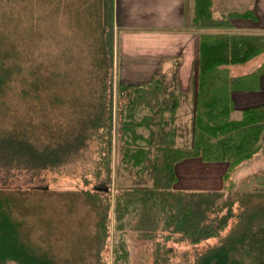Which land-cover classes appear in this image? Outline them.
Here are the masks:
<instances>
[{
    "label": "trees",
    "instance_id": "1",
    "mask_svg": "<svg viewBox=\"0 0 264 264\" xmlns=\"http://www.w3.org/2000/svg\"><path fill=\"white\" fill-rule=\"evenodd\" d=\"M112 2L103 0L109 30L105 32L103 28L106 36L101 34L99 39L108 45L113 58ZM212 7L213 0H192L191 25L199 31V43L189 146H177L174 130L171 127L164 130L161 122H153L162 116L164 86L160 79L136 84L117 80V101L123 102L116 111L112 85L106 100L104 82L91 122V135L99 139L98 157L90 176H84L83 185L73 191L94 212L90 233L85 238L73 233L72 250L76 252L73 257L62 258L43 248L30 237L32 230L23 226L24 218L19 212L26 206L19 205L18 196L22 198L25 191L9 190L3 181L0 264H131L134 261L129 246L131 238L148 243L147 250H141L148 252L138 257L139 264H174L175 255L182 258L177 262L184 264H264V188L238 189L232 175L238 166L255 159L262 151L264 104L244 108L239 119H231L227 79L230 66L244 64L264 52V33L233 29L228 21L234 17L254 20L253 10L231 11L216 20ZM0 69L4 71L1 66ZM6 81L0 74V89ZM113 125L119 150L115 171L137 174L147 171L150 185L115 186L109 192ZM154 131L158 132L156 139ZM87 137L80 130L64 146H47L41 152L25 151L29 157L23 162L35 173L52 169L66 160L65 150L76 155L83 149ZM191 158L225 164L220 172V188L206 179L195 181L199 185L204 183L206 189L176 186L180 178L178 164ZM0 160L14 161L5 157ZM93 180L101 181L102 186L92 185ZM44 187L37 186L31 192L43 193L48 188ZM210 240L214 242L208 243ZM170 241L186 242L193 249L179 252L169 246ZM49 243L47 240L44 246ZM198 244L204 247L198 250L195 248Z\"/></svg>",
    "mask_w": 264,
    "mask_h": 264
},
{
    "label": "rangeland",
    "instance_id": "2",
    "mask_svg": "<svg viewBox=\"0 0 264 264\" xmlns=\"http://www.w3.org/2000/svg\"><path fill=\"white\" fill-rule=\"evenodd\" d=\"M213 7L214 15L224 10L220 0H214ZM105 11L103 0H0V66L4 68V71L0 69V74L7 80L0 89V159L14 160L12 163L0 160V186L4 181L9 190L25 191L23 199L17 194L19 205L26 206L19 212L24 218L23 226L32 230L30 237L34 242L62 258L76 254L72 250L73 233L85 238L94 222L89 204L77 199L73 191L83 185L84 176H90L98 157L99 139L91 135V122L99 106L101 85L105 82L106 100L112 85L113 104L117 102L115 111L120 110L123 102L122 99L117 101L115 92L120 64L114 40L112 58L108 45L99 39L103 28L105 32L109 30ZM111 29L110 36L114 37L113 24ZM160 64L163 68L162 61ZM171 65V62L165 64L169 68ZM139 66L145 81L148 79V57L139 58ZM191 116L188 112L177 113L175 122L181 136L179 141L175 137L177 146L190 144L185 142L189 139L188 130L181 127L180 122H189ZM230 117H238V114L231 112ZM114 118L116 122V115ZM115 126L112 128L109 192L115 186L150 185L147 171L141 174L115 171L119 154ZM80 130L87 133L86 146L76 155L72 150H65L66 160L61 165L35 173L23 162L29 157L25 156V151L41 152L47 146H64L65 141L77 137ZM262 143V151L255 159L244 162L232 172L236 188H264V139ZM17 160L21 162L17 164ZM224 168L223 163L205 166L200 160L187 165L179 163L180 178L176 186L206 189L204 183L195 182L206 179L220 188V174ZM93 184L102 186L99 180H93ZM37 186L48 188L43 193L31 192ZM110 216L113 222L111 211ZM47 240L51 243L44 246ZM168 244L179 252L193 249L186 242L170 241ZM129 246L134 258L131 264H139L138 257L148 252L141 251L147 250L148 243L131 238ZM203 247L198 244L195 248L201 250ZM173 259L174 264H184L177 262L182 259L178 255Z\"/></svg>",
    "mask_w": 264,
    "mask_h": 264
},
{
    "label": "crops",
    "instance_id": "3",
    "mask_svg": "<svg viewBox=\"0 0 264 264\" xmlns=\"http://www.w3.org/2000/svg\"><path fill=\"white\" fill-rule=\"evenodd\" d=\"M220 3L224 10L214 15L212 7L214 19L231 11L251 9L256 16L254 20L234 17L228 21L233 29L264 33V0H220ZM112 14L115 54L120 64L118 80L129 84L144 82L139 58L148 57L147 80L158 78L164 86L162 116L153 122H161L164 130L171 127L179 141L177 113L188 112L192 115L189 122L180 125L188 130L189 139L185 142H191L199 43V31L191 25L192 0H113ZM166 62H171V68L165 66ZM227 79L230 114H238L231 119H239L244 108L264 104V52L244 64L230 66ZM153 135L157 138L158 132ZM195 160L199 159H186L180 164Z\"/></svg>",
    "mask_w": 264,
    "mask_h": 264
}]
</instances>
